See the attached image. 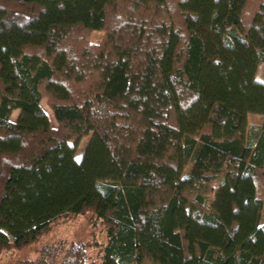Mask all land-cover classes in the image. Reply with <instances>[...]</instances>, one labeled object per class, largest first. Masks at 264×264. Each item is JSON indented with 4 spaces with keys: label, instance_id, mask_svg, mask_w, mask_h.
Returning a JSON list of instances; mask_svg holds the SVG:
<instances>
[{
    "label": "trees",
    "instance_id": "1",
    "mask_svg": "<svg viewBox=\"0 0 264 264\" xmlns=\"http://www.w3.org/2000/svg\"><path fill=\"white\" fill-rule=\"evenodd\" d=\"M263 63L264 0H0V254L90 213L21 264H264Z\"/></svg>",
    "mask_w": 264,
    "mask_h": 264
},
{
    "label": "rangeland",
    "instance_id": "2",
    "mask_svg": "<svg viewBox=\"0 0 264 264\" xmlns=\"http://www.w3.org/2000/svg\"><path fill=\"white\" fill-rule=\"evenodd\" d=\"M103 37L102 32H93L90 35V43H98ZM257 77L264 80V63L258 67ZM41 106L46 112L50 124L52 127H57V122L53 116V112L47 103L46 98L41 101ZM19 115V111H13L11 120L16 121ZM264 121L262 115H250L249 125L252 127L260 126ZM91 136L82 139L78 145L76 158L79 160L83 155V152L88 144ZM264 223V210L261 219ZM84 242L92 244L89 247L91 258L95 259L99 252L97 245H102L106 242L105 227L100 223L94 225L91 222V214L86 213L79 216L66 217L58 220L51 228L46 232L36 243L21 249L5 251L0 254V264H21L26 259H35L38 257L40 250L47 245L66 244L69 245L72 242ZM96 245V246H95Z\"/></svg>",
    "mask_w": 264,
    "mask_h": 264
}]
</instances>
